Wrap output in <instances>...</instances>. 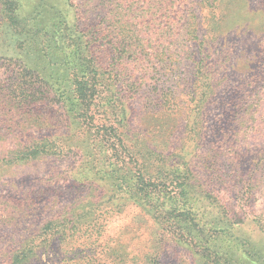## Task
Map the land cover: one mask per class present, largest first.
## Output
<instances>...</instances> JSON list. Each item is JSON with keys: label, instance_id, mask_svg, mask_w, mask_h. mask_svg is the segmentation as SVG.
Listing matches in <instances>:
<instances>
[{"label": "rangeland", "instance_id": "1", "mask_svg": "<svg viewBox=\"0 0 264 264\" xmlns=\"http://www.w3.org/2000/svg\"><path fill=\"white\" fill-rule=\"evenodd\" d=\"M19 1L18 14L23 20L30 19V26L57 25L58 11H67L70 19L77 20L91 40L96 72L109 83L120 80L119 95L126 106L120 125L111 99L96 116L115 123L130 143L141 141L158 153L177 154L170 159L174 161L184 155L203 189L221 199L206 206L222 209L224 205L233 216L236 223L231 222L234 239L230 241L236 255L243 264H264V230L253 212L263 210L259 219L264 225V138H258L252 128V88L264 85V0H219L216 6H208L207 0L178 1L183 4L181 18H187L192 7L198 39L192 30H154L164 39L152 42L149 34L142 33V40L132 39L126 45L143 51L164 49L167 61L150 62L151 56L145 53L140 59L127 57L121 75L115 58L119 55L117 41H124V36L111 40L110 30L102 26L112 16L107 15L110 0ZM163 1L162 13L171 15L173 7L169 6L176 0ZM2 21L0 15V258L23 239L37 236L43 224L71 213L74 202L90 194L98 196L104 188L110 190L111 179L98 181L115 168L100 148L99 137L86 134L77 119L69 118L63 103L43 83L22 78L15 62L1 58L2 53L11 54L31 65L44 64L43 52L28 50L24 39L17 43L13 29ZM98 31L105 36L97 38ZM208 54L218 86L206 118L196 123L197 65ZM44 136L59 138L56 143L67 152L9 163L6 156L14 148L31 146ZM94 157L98 161L91 175L99 177L97 183L75 181V174L83 180L80 169L90 168ZM127 172V168L120 169L121 176ZM120 201L115 210L102 207L98 222L90 221L97 226L90 227L88 222L62 239L53 231L42 234L39 240L47 241L38 247L32 264H115L114 252L122 249L131 260L136 256L137 264H201L190 248L176 242L172 229L155 220L152 210L128 196Z\"/></svg>", "mask_w": 264, "mask_h": 264}, {"label": "trees", "instance_id": "2", "mask_svg": "<svg viewBox=\"0 0 264 264\" xmlns=\"http://www.w3.org/2000/svg\"><path fill=\"white\" fill-rule=\"evenodd\" d=\"M110 10L107 15H112L103 24V30H110L109 39L119 38L123 35L122 42H118L119 55L115 63L120 69L117 74L121 75L124 68V60L129 58L140 59L143 53L151 56L150 62L165 63L166 50L151 47L149 50H139L130 43L132 39L142 40L141 34H149V42L163 40L164 36L155 34L154 30H192L191 35L196 40L197 27L196 15L187 12V18H181L183 14L180 7L182 2L175 1L171 15L162 13L165 2L163 0H110ZM208 6H216L219 0H207ZM42 8V5H40ZM20 7L19 0H0L1 20L7 28L13 29V37L24 39L28 50L31 48L43 52L44 64L36 63L31 65L20 56L3 54L1 58L15 62L18 66L20 76L27 77V80L37 79L43 83L46 89L54 94L63 103L69 118L78 121L86 134L92 135L95 139L99 137L101 149L111 159L110 165L116 168L108 170L101 175L98 182H105L108 179L113 181L110 190H105L98 196H90L79 199L73 203L71 213L66 216H58L40 227L39 233L33 238H25L17 248L0 258V264H32L38 257L37 249L40 244L47 241L46 238L39 240L42 234L53 231L57 235H67L69 231H78L81 225H91V222H98L99 211L102 207L111 206L114 210L120 206L121 199L127 196L135 203L152 210L155 220L161 225L168 227L174 232L177 243L190 248L201 264H243L242 259L236 255L233 247L231 234V222L233 216L228 214L226 207L221 206L210 209L206 205L211 200L220 201L217 196L203 189L200 179L195 177L194 172L188 166V161L183 155L180 161L170 160L177 154L158 153L146 143L137 141L130 143L128 135L121 132L115 123H106L98 118L96 113L105 105L108 99L114 103L117 124L120 125L125 115L126 106L121 100L118 90L119 81L109 83L105 76H99L95 66L91 62V40L89 35L80 28L75 18L70 19L67 11H58L57 25L44 28L30 26L29 20H23L18 14ZM151 10H157L152 11ZM161 10V12H160ZM182 21L184 23L182 24ZM101 30V28L99 29ZM111 30H118L112 34ZM145 30H149L147 32ZM97 38L105 34L96 33ZM18 37V38H17ZM144 40H147L143 38ZM264 43V40H261ZM1 48V47H0ZM58 50V54L54 51ZM10 53V52H9ZM209 54L202 58L198 65V76L196 90L193 91L194 107L198 110L194 115V122L203 123L206 118V108L212 95L217 89L215 81L216 70L209 61ZM114 63V65H115ZM42 70H40L38 67ZM116 67V69L118 68ZM44 73H47L46 76ZM128 75V74H126ZM129 77V75H128ZM123 86V85H121ZM104 100V101H103ZM105 117V115H103ZM100 121V122H97ZM252 128L257 137L264 138V85L252 88ZM72 132L71 135H75ZM59 138L44 136L39 138L31 146H17L6 156L9 163H17L19 160L37 159L44 155L61 156L67 152L65 146L57 144ZM14 155V156H12ZM179 155V154H178ZM139 157L140 159L137 160ZM107 158V156H106ZM6 160V159H5ZM108 160V159H107ZM98 158L94 157L93 165L86 169H80L79 174L83 180L75 174V181L81 183L91 181L97 183V178L91 175L95 170ZM178 164V165H177ZM127 168L129 172L120 175V169ZM257 184L254 186L256 188ZM79 211V212H76ZM82 211V212H81ZM254 220L264 230L263 221L259 218L263 210H253ZM56 219V220H55ZM91 221V222H90ZM66 240H63L64 242ZM248 252V250H247ZM115 264H137L134 256L131 260L129 254L120 250L114 252ZM252 256L255 252L252 251ZM114 259V260H115ZM92 262L91 264H95Z\"/></svg>", "mask_w": 264, "mask_h": 264}]
</instances>
